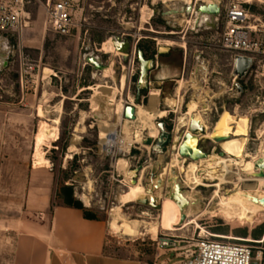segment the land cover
<instances>
[{
	"label": "rangeland",
	"instance_id": "374dc122",
	"mask_svg": "<svg viewBox=\"0 0 264 264\" xmlns=\"http://www.w3.org/2000/svg\"><path fill=\"white\" fill-rule=\"evenodd\" d=\"M189 1L80 0L76 14L78 29L71 36H61L51 31L43 8L31 9V26L21 33H13L14 52L9 67L0 74V238L4 236L2 232L6 228L7 231L10 228L32 230L35 228L32 224L47 221L45 213L26 207V197L10 196V193L25 188L30 171L33 175L29 181L31 190L38 188L36 191L40 196L50 198L51 206L53 198L58 200L56 194L61 186L72 185L76 197L106 221L110 232L109 249L114 254L140 257L158 264H180L194 257L195 245L201 237L212 235L231 238L229 241H246L256 251L264 247V243L258 242L264 239V219L252 233H245L237 226L252 223L257 213L264 212V186L257 185L253 175L234 163L232 167L238 174L232 176L231 183L222 186L215 200L213 196L218 190L215 186L199 185L195 191L184 186L190 192H199L206 203L205 210H208L198 219L191 216L186 227L179 225L177 230H167L161 225L157 235H154L151 226L159 222L160 210L132 202L122 207L123 219L138 221L139 228L129 230L122 227L119 232L111 228L115 207L121 206L120 197L130 185L139 182V176H135L133 171L141 165L152 164L141 180L145 186L152 187V173L158 172L165 180L168 175L165 166L173 158L171 150L165 155L153 152L152 161L149 162L148 152L144 150L140 151V158V152L134 153L139 160L126 157L128 166L120 163L116 170L111 167V158L101 152L100 133L103 128L96 121L99 119L92 116L94 113L89 114L90 106L97 97L98 85L119 87L120 72L117 71V75L111 72L112 76H116L115 82L95 71L92 66L85 67L84 56L95 53L109 63L112 57L108 48L114 36L130 34L128 38L132 44H142L149 54L158 48L163 50L164 46L159 40L179 43L167 46L168 51L162 56V60L172 62L171 67L182 64L184 68L182 57L186 51L188 61L184 72L167 81L161 96L162 109L175 106L177 100L173 97L179 81L183 80V100L178 102V112L162 119L169 123V127L172 122L177 125L178 119L191 108L192 101H197L201 103L200 107L205 103L210 104V110L202 114L207 118L210 127L208 134H211L219 125L215 123L222 109L226 107L233 111L238 104L237 113L248 117V125L250 120L244 159L262 156L264 55L258 57L259 74H250L241 82L245 91L240 95L231 65L232 53L211 46L216 43L224 23L219 25L218 30H202L196 29L193 12L190 15L186 11L166 14L182 8L186 10L188 5L194 7L201 2L196 4V0H192L190 4ZM245 6L264 16V0H253ZM139 36L141 40L137 43ZM30 65L34 70L24 74L27 78L21 84L20 73ZM126 93L135 94L136 88L127 84ZM143 93L147 94V91ZM111 98H116V95ZM145 104L149 107L147 102ZM225 115H221L222 119ZM104 117L111 125H118L115 114L104 111ZM240 119V116H233L229 121L235 125ZM230 137L234 136L231 134ZM73 141H76L75 151L70 150ZM200 145L210 154L222 152L220 143L208 137L202 138ZM132 172L134 175L130 177ZM239 177H242L241 181ZM115 179H124L125 186L120 187ZM253 184L256 186L251 187ZM153 190L154 194L160 192L157 203H166L167 197L162 191L157 192L155 187ZM219 200L218 208L216 203L219 204ZM249 214H254L250 220L247 219ZM123 219L120 220L121 224ZM161 238H169L172 242L162 246Z\"/></svg>",
	"mask_w": 264,
	"mask_h": 264
},
{
	"label": "built area",
	"instance_id": "2783aa9c",
	"mask_svg": "<svg viewBox=\"0 0 264 264\" xmlns=\"http://www.w3.org/2000/svg\"><path fill=\"white\" fill-rule=\"evenodd\" d=\"M200 1L208 2L206 0H196L195 3L198 4ZM79 2L80 0H0V39L1 38L9 39L11 45L13 46V50H12V54H13L15 43L12 40V35L13 33H21L23 29L29 28L31 26V21H30L32 14L31 9H33L34 7H41L44 9L46 14V22L51 31L61 36H71L78 29V20L76 14H77V9L79 7ZM189 2L190 4H192L193 1L190 0ZM220 2L222 6V14L217 19V22L220 26L221 23L223 22L224 27L222 32L218 34L216 43H214L211 46L212 47L216 46L217 48L223 51H228L232 53L231 57L233 61V68H234L235 58L238 55L253 58L255 65L250 71L249 75L250 74L253 75L255 73V75L257 76V74H259L258 66H257L259 62L258 57L264 55V16L251 11L250 8L245 6L247 3L250 4L251 1L249 0H220ZM195 8L196 6H194V9ZM193 23L197 24V19H194ZM128 36H130V34L122 33L119 36H114L111 38L113 39V42L114 40L117 39V37H120L122 40L128 39L130 42V48L127 50L125 54H121V55H114L111 52L112 58L109 63L103 61V58L101 56H98L97 54L94 53L95 56L98 59H100L104 65L112 66L114 70V75H117V71L120 72L119 83L121 88H122L121 83L123 79H125L126 86L127 84L132 85L133 77L139 74L140 72V62L138 60L139 44L136 45L132 44ZM140 40L141 37L139 36L137 43H139ZM114 49L117 50L116 47H114ZM11 58L12 55L10 57L9 64ZM84 66L86 67L92 65H90L88 62H85ZM29 70L33 71L34 67L31 65L29 67L27 66L25 71L24 72L22 71L20 73L21 84L24 83L25 77L27 78V76H25L24 74L29 73L30 72ZM100 74L104 75L103 71H100ZM176 82L178 83V81ZM178 85H179L178 87H180V81ZM102 86L103 88H106V86L111 87L112 90L114 87H118V86H108V85H102ZM88 88L95 90V88L94 89L91 87ZM125 88L122 89L121 92H118V94L116 95L117 97L116 99L122 103V109L120 111V115L118 113L117 106H115V115L117 116L118 125L115 124L112 130L105 132V134L103 135L102 133L104 132L100 133L101 152L104 153L105 156L111 158L110 160L111 167L117 168L116 170H118V166H120L121 159L126 160V157L132 156L133 159L139 160L140 156L142 155L141 152H144V150H147L148 152V157H149L148 161L149 162L152 161L151 153H153V146L157 143L161 135L159 123L163 121L162 119H164L168 115L172 113L176 114L178 112V102L180 100H183V95H181V91L183 88L180 90L179 94L177 93L178 88H176L175 96L178 102L175 106L169 105L168 109L164 107L162 109L161 102L159 101L157 108L163 110L165 114L162 116L158 115L154 117L153 121L158 127V131L156 135L154 136L150 135L149 132L146 131V129L138 126H132V130H131L132 134L129 135L128 132L129 125L127 124V122L128 120L131 121L137 120L138 117L136 111L135 119L126 118L125 117L126 107L133 106L136 110H137V106L139 105L146 107L145 103L150 98L149 94L153 93L154 90L150 89L147 92V94L143 93L141 103L138 104L136 103V93L130 94L131 93L130 92L125 94ZM239 106L240 105L236 104L235 105L236 109L230 112L232 114L240 116L237 113V109L239 108ZM95 109L96 107H94V102H93V104H91L90 106L89 114L95 113L96 112ZM222 110H223L222 113H224L227 110V108L224 107ZM199 111H202L201 108H199ZM186 113L187 111L185 112V114ZM222 113L219 115V119ZM89 117L91 118V115ZM96 121L99 122L100 120H96ZM191 121L192 118L188 119L187 120L188 124L186 126H183L178 131H177V127L179 121L177 125L173 124L172 122L170 127H169V123L166 122L167 130L172 132L173 134L172 142L168 145L166 153H168L171 150L173 152L172 153L173 155L175 154L179 155L181 161L184 162V165L189 164L192 160L186 157H182L180 155V145L184 140V137H181L180 133H184L185 135V133L189 131ZM93 126L94 124L90 125V127ZM206 129L208 132L209 129L207 127ZM149 138L152 139L153 141L152 145H146L144 143ZM136 152H140L139 158L134 154ZM219 155L230 156V155H226L224 152L223 154L220 153ZM234 158L239 159L238 157H234ZM200 161H195V162H200ZM126 164L127 165L125 167L128 166V162ZM199 165L200 167L198 169V172H203V165L202 164ZM142 166L143 168L138 173L139 180L141 178L143 179L146 170L149 167H152L153 165L149 164V166H144V165ZM118 175L121 176L119 173ZM179 175L184 183L185 188L187 187L194 190L193 188L185 184L184 173L181 172L180 170H179ZM235 175L237 174H234V176ZM254 179L257 178L254 176L253 180ZM115 180L120 183V187L125 186L124 179H115ZM204 181H205V185L203 184L202 186L214 187L215 184H210L208 181L214 182L217 180L204 179ZM231 181L232 180H229L228 183H231ZM228 183L224 185H227ZM229 239L231 238L217 237L214 235L201 237V239L195 245L196 251L193 252L194 257L192 259L185 260L180 264H254V262H256L257 264H264V247H261L256 251L254 247L248 244L246 241H242V240L229 241ZM171 242L172 240L169 238H161L160 241L162 246H168ZM258 242L263 244L264 239Z\"/></svg>",
	"mask_w": 264,
	"mask_h": 264
},
{
	"label": "bare ground",
	"instance_id": "6f19581e",
	"mask_svg": "<svg viewBox=\"0 0 264 264\" xmlns=\"http://www.w3.org/2000/svg\"><path fill=\"white\" fill-rule=\"evenodd\" d=\"M208 1H211V0H208ZM249 1H253V0H249ZM257 1H260V0H257ZM159 43L164 46L163 48L164 51H168L166 48L167 46L179 45V43L170 41V40H165V41L159 40ZM183 46H184V43H183ZM114 47L115 46H114L113 39H111V42L108 48L110 53L112 52L114 55H121L127 52V50L125 49L115 50ZM113 71L114 70L112 66L108 65L106 69L103 71L104 76L113 78L114 80H116V76H112V74L114 75V73L111 74V72ZM121 84H122V88L120 87V84H119V87H114L113 90L111 87H107V86L106 88H103L102 85H99L96 88L97 97L99 96L101 97V99L94 100V102L96 103V109H95L96 112L104 110L105 113H110V115L111 113L115 114V106H117L118 113L120 115V111L122 109V103L116 99L117 97L116 98H111V97L114 94L117 95L118 92H121L122 89L126 87L125 79L122 80ZM183 86L184 85H183V80H182L180 81V87H178V90H177L178 94L180 93V90L183 88ZM106 89H109V90H106ZM101 95H103L104 97ZM158 95H159V91L154 90L151 96V105L149 107L147 106L143 107L140 105L137 106V110H136L137 117H138L137 120H134V121L128 120L127 122V124L129 125L128 127L129 135L132 134V131H131L132 126L142 127L146 129V131H148L150 135H153V136L157 134L158 127L153 121L154 117L158 115L162 116L165 114L163 110L157 108V105L159 104ZM173 98L177 100L176 96ZM102 99H103V102L101 101ZM200 105H201L200 102L192 101L191 108L187 110V113L181 116L180 119L178 120L179 124L177 127V131L180 130L183 126H186L188 124L187 122L188 119L194 118V117L195 119L205 124L208 129L210 128L208 122L206 121L207 118L205 119V116H203L202 114V112H206L209 109L210 104L205 103L201 107ZM199 108H201L202 111H199ZM225 113L226 111L222 113V115H225ZM234 115L230 112V115L229 114L225 115L223 119L221 116L220 119L216 123L219 125L215 127V129L213 130L211 134H208L207 132V135H206V137H208L212 141L220 143L222 147V151L226 155H230V156L210 154L208 158L202 159L200 162L191 161L189 164L184 165V162L181 161L180 156L175 154L173 155L171 163L168 164L167 168H165V171L167 170V172L170 173V171L173 168H177L178 170L184 173L185 184L187 186H190L193 189H196V187L199 185H203L204 179H208V180L216 179L217 184H215V187H217L218 190H216L214 193V196H213L214 200L218 198L219 191L221 190L222 186L228 183L229 180H232V176L234 174H238V172H235L234 168L232 167L233 163L235 165H240L241 167H243V169L246 171L247 174L254 175L256 173L255 162L261 157L264 158V149H262L261 157L256 156V157H253L251 160L244 159V149L247 143L248 127H249L248 120H247L248 117L240 115V118H241L240 121L234 125L233 121L231 122L229 121L230 117H233ZM119 119H120V116H119ZM99 123L101 124L103 128L104 133H102V135L105 134V132L112 130V128L114 127L108 122L106 117L100 120ZM231 134L234 137L232 138L230 137L229 139V136ZM76 139H79V137ZM196 142H197V138H194L192 143L195 144ZM70 150L71 151L76 150V141H73V144ZM234 157H238L240 160L235 159ZM120 163L123 164L124 166L127 165L126 164L127 161L125 159H121ZM204 163H206L207 165ZM198 164L203 165L204 167L203 172H198V167H200V165L198 166ZM132 175H134L133 172L131 173L130 177H132ZM239 179L241 181L242 177H239ZM141 180L142 178L139 180L137 184L130 185L129 189L126 192H124V194L120 197L121 206L115 207V210L113 212V221L111 222V228L114 231L119 232L122 230V227H124L125 229H129V230H132V229L137 230L139 228L138 221L129 222L127 218H126L127 220L123 219L124 218L122 215L123 206L129 203H132V202H139L140 200L145 199V198H148L150 200H155L156 202L159 201L158 195L160 194V192L157 191L158 193L154 194L155 192L153 188L158 184V181L162 180L161 174L158 173V177L156 176L152 180L153 188L150 185L145 186ZM254 181H256V183L259 186L264 185V178H257V179H254ZM255 186H256L255 184L251 185V187H255ZM194 191L193 192L189 191L187 193V197L190 201L196 200L194 196V193H195ZM166 200H167L166 203H164L163 205L160 204L161 210H160V215H159L160 216L159 222L154 223L151 226V231L154 235H157L158 229L161 227V225L163 226V228L167 230H177L178 229L177 227L179 225L182 227H186L189 224L188 219L191 217L190 212L184 207H182L175 199H172L171 197H167ZM216 204H217V207L219 208L220 200H219V204L218 203ZM206 211L208 210L206 209L201 214L196 215V219H198ZM121 219L124 220L122 224L120 223Z\"/></svg>",
	"mask_w": 264,
	"mask_h": 264
},
{
	"label": "crops",
	"instance_id": "0c3cea01",
	"mask_svg": "<svg viewBox=\"0 0 264 264\" xmlns=\"http://www.w3.org/2000/svg\"><path fill=\"white\" fill-rule=\"evenodd\" d=\"M158 48L150 53L156 59V68L151 72L153 90L159 91V101L169 79L179 77L188 61L185 53L182 64L171 67V61L162 60L166 54ZM232 59V57H231ZM178 62V61H177ZM233 67V61H232ZM147 101L151 105V96ZM29 174L25 188L10 193L14 197H26V207L31 211L45 213L47 221L32 224V230L13 229L2 234L0 241V264H158L134 256L114 254L109 247V229L102 218L88 219L81 209L56 205L52 208L50 198L40 196L32 189ZM37 190V191H36ZM45 218V217H44ZM106 246L109 247L106 249Z\"/></svg>",
	"mask_w": 264,
	"mask_h": 264
},
{
	"label": "water",
	"instance_id": "95a60500",
	"mask_svg": "<svg viewBox=\"0 0 264 264\" xmlns=\"http://www.w3.org/2000/svg\"><path fill=\"white\" fill-rule=\"evenodd\" d=\"M208 1V0H207ZM186 13L190 15L193 11L195 14V18L197 19L196 29L202 30H218L219 24L217 19L222 14V6L220 0H211L208 2H200L196 8L192 5H188L186 10L182 8L179 11H170L166 14H176V13ZM114 45L116 49H125L128 50L130 48V42L128 39L122 40L120 37H117L114 40ZM13 46L11 45L9 39L1 38L0 39V74L4 72L5 69L9 67V60L12 55ZM160 52H165L160 48ZM84 59L88 62L95 71L100 72L106 69V65L98 59L94 53L85 54ZM138 60L140 62V72L135 75L132 79V86L136 88V103H141L143 92H148L152 89L153 85L150 83V75L151 72L156 68V59L147 58L146 53L142 50H138ZM255 62L251 57H245L238 55L235 58L234 62V70L233 75L235 79L238 81L236 86L239 91V94L242 95L245 91L244 86L241 84L244 81L252 68L254 67ZM101 99V97H97L94 100ZM103 102V99L101 100ZM226 114L230 115V111L226 110ZM234 115V114H233ZM94 118L102 120L104 119V110L97 111L92 115ZM236 117V115H234ZM125 117L128 119L136 118V109L133 106H127L125 109ZM250 125V120H249ZM159 128L161 131V135L157 141V143L153 146V152L157 155H163L167 151L168 145L172 142V132L167 130V123L165 121H161L159 123ZM181 137H184L182 144L180 145V155L182 157H186L192 161H200L202 159H206L209 157V150L203 148L200 145V140L202 137L207 135V129L205 125L195 119L192 118L190 123L189 131L187 133H180ZM197 138V142L195 144L192 143L193 139ZM146 145H152V139H147L144 142ZM223 154V151L221 152ZM167 168V165L165 166ZM143 166H139L133 172L135 176H138V173L141 171ZM256 173L254 176L256 178H264V158L261 157L255 162ZM158 177V173L154 171L152 173V180L155 177ZM155 190L162 191L163 195L166 197H171L175 199L182 207L187 209L190 212L191 216H196L202 213L205 210L206 203L203 201V197L199 192H195V201H190L187 197V193L189 192L184 188V183L179 175V170L177 168H173L170 173H168L165 180L158 181V184L155 186ZM142 205L150 206L154 209L161 210V205L157 203L155 200H150L148 198L142 199L139 201ZM264 204V200H263ZM254 264H257L254 262Z\"/></svg>",
	"mask_w": 264,
	"mask_h": 264
},
{
	"label": "trees",
	"instance_id": "16d2710c",
	"mask_svg": "<svg viewBox=\"0 0 264 264\" xmlns=\"http://www.w3.org/2000/svg\"><path fill=\"white\" fill-rule=\"evenodd\" d=\"M254 11H257V9L254 8ZM139 48L144 51L142 44H139ZM151 54L146 53V57L151 58V56H152ZM38 164L41 165L43 163H38ZM56 196H57L58 200L56 201L55 198L52 199L53 200L52 201V203H53L52 208L56 205L74 207V208L81 209L84 213V216L88 219H97L98 218V216L94 213V211L88 209L84 205V203L76 197L75 191H74V188L72 185H65V184L62 185L61 188L59 189V191H57ZM253 215L249 214L247 216V219L248 220L252 219ZM263 219H264V212L263 213H257L254 216L252 223H246L244 225H237V226L239 227V229H241L245 233H252L259 227V225L262 223ZM107 248H109V247L106 246V249Z\"/></svg>",
	"mask_w": 264,
	"mask_h": 264
},
{
	"label": "flooded vegetation",
	"instance_id": "af4514ba",
	"mask_svg": "<svg viewBox=\"0 0 264 264\" xmlns=\"http://www.w3.org/2000/svg\"><path fill=\"white\" fill-rule=\"evenodd\" d=\"M139 49H140V48H139ZM144 52H145V53H148V51H147V50H146V51L144 50Z\"/></svg>",
	"mask_w": 264,
	"mask_h": 264
}]
</instances>
